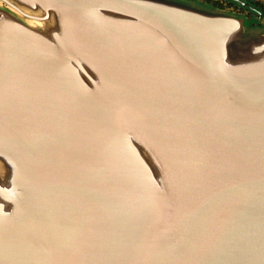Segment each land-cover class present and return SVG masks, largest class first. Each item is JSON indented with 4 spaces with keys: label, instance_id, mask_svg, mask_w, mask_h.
<instances>
[{
    "label": "water",
    "instance_id": "water-1",
    "mask_svg": "<svg viewBox=\"0 0 264 264\" xmlns=\"http://www.w3.org/2000/svg\"><path fill=\"white\" fill-rule=\"evenodd\" d=\"M229 1L0 0V264H264V10Z\"/></svg>",
    "mask_w": 264,
    "mask_h": 264
},
{
    "label": "flooded vegetation",
    "instance_id": "flooded-vegetation-1",
    "mask_svg": "<svg viewBox=\"0 0 264 264\" xmlns=\"http://www.w3.org/2000/svg\"><path fill=\"white\" fill-rule=\"evenodd\" d=\"M196 1H200L206 4H211L214 7L225 9L231 12H235L237 14H244L250 18H253L255 16V14H253L248 9V7L240 6L229 0H196ZM254 1L252 3H255L257 6H260L264 10V5H262L259 1H255V2Z\"/></svg>",
    "mask_w": 264,
    "mask_h": 264
}]
</instances>
